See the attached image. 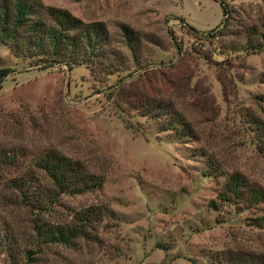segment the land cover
<instances>
[{
    "label": "rangeland",
    "instance_id": "374dc122",
    "mask_svg": "<svg viewBox=\"0 0 264 264\" xmlns=\"http://www.w3.org/2000/svg\"><path fill=\"white\" fill-rule=\"evenodd\" d=\"M40 1L84 23H104L115 70L94 76L82 65L36 67L0 46V225L29 232V211L10 181L24 173L41 179L33 165L55 150L101 187L61 196L48 220L90 206L104 215L95 242L78 252L54 247L51 260L227 264L235 254L264 257V202L220 200L235 173L249 189L264 190L253 125L264 121V0ZM219 3L228 11L225 28ZM149 102L183 120L192 136L163 131L166 117L146 115Z\"/></svg>",
    "mask_w": 264,
    "mask_h": 264
},
{
    "label": "trees",
    "instance_id": "16d2710c",
    "mask_svg": "<svg viewBox=\"0 0 264 264\" xmlns=\"http://www.w3.org/2000/svg\"><path fill=\"white\" fill-rule=\"evenodd\" d=\"M219 4L224 18L221 27L225 28L228 11L223 3ZM124 33L126 39H131L130 30L126 28ZM208 35L217 37L221 34L211 31ZM109 44L110 36L104 23H84L66 10L44 6L40 0H0V46L7 47L31 65L46 68L64 66L70 71L82 65L94 76L111 74L115 66L110 59L116 55L107 49ZM4 72L0 70V75ZM145 111L146 115L159 121L161 115H165L163 131L178 130L192 136L191 128L183 120L172 116L166 107L149 102ZM253 125L258 148L264 156V121H254ZM33 167L42 175L41 179L24 173L10 181V188L19 194L21 206L29 211V232L24 234L9 224L0 225V263L75 264L60 258L51 260L52 249L60 247L78 252L81 243L95 242L96 225L101 222L104 210L90 206L79 211L71 210L66 217L59 215L57 222L48 218L56 214L53 208L61 196L94 192L100 189L101 182L80 163L65 158L55 150L42 152ZM220 200L255 206L264 202V190L249 189L241 175L235 173L227 179ZM223 261L221 258L220 264ZM225 263L264 264V257L235 254L229 256Z\"/></svg>",
    "mask_w": 264,
    "mask_h": 264
}]
</instances>
